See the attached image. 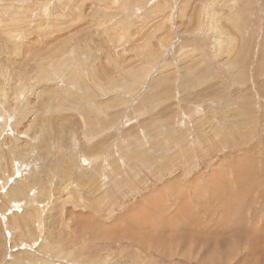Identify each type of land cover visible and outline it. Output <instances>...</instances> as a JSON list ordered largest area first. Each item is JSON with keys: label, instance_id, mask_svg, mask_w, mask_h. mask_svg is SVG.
Returning a JSON list of instances; mask_svg holds the SVG:
<instances>
[{"label": "rangeland", "instance_id": "obj_1", "mask_svg": "<svg viewBox=\"0 0 264 264\" xmlns=\"http://www.w3.org/2000/svg\"><path fill=\"white\" fill-rule=\"evenodd\" d=\"M0 264H264V0H0Z\"/></svg>", "mask_w": 264, "mask_h": 264}, {"label": "bare ground", "instance_id": "obj_2", "mask_svg": "<svg viewBox=\"0 0 264 264\" xmlns=\"http://www.w3.org/2000/svg\"><path fill=\"white\" fill-rule=\"evenodd\" d=\"M33 210V209H32ZM164 211V210H163ZM176 211V210H175ZM150 216V215H149ZM151 223V222H150Z\"/></svg>", "mask_w": 264, "mask_h": 264}]
</instances>
